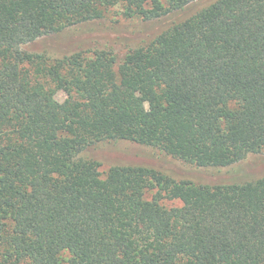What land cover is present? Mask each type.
Masks as SVG:
<instances>
[{
    "label": "trees",
    "instance_id": "1",
    "mask_svg": "<svg viewBox=\"0 0 264 264\" xmlns=\"http://www.w3.org/2000/svg\"><path fill=\"white\" fill-rule=\"evenodd\" d=\"M117 6L160 25L123 57L86 30ZM120 141L196 168L262 153L264 0H0V264H264V176L103 177L83 154Z\"/></svg>",
    "mask_w": 264,
    "mask_h": 264
},
{
    "label": "rangeland",
    "instance_id": "2",
    "mask_svg": "<svg viewBox=\"0 0 264 264\" xmlns=\"http://www.w3.org/2000/svg\"><path fill=\"white\" fill-rule=\"evenodd\" d=\"M160 25L142 22L139 19H125L122 15L121 7L110 9L105 18L99 24L87 25L86 30L92 34L93 46H102L106 42L103 37L114 32V36L120 35L121 41L114 46L117 55L123 57L128 50L135 48L143 39H149L158 33ZM73 32V31H72ZM76 32V31H75ZM73 32V33H75ZM100 38L102 41H95ZM29 49L33 50V47ZM61 52V51H60ZM49 54L60 56L58 50H49ZM56 99L63 102L66 94L58 91ZM147 103L142 105V109L147 108ZM83 154L97 159L101 163L100 172L104 177L107 171L114 165H137L148 166L158 169L176 180H189L203 184H234L253 181L264 176V151L257 155H249L240 163L228 168H196L182 161L173 159L157 149L141 146L131 142L120 141L118 143H102ZM151 193L148 194L151 197ZM218 199L223 198V193L217 191ZM166 207H180V201H165Z\"/></svg>",
    "mask_w": 264,
    "mask_h": 264
}]
</instances>
